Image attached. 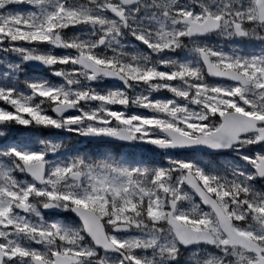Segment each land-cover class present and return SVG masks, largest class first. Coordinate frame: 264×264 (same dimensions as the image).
<instances>
[{
	"label": "snow or ice",
	"instance_id": "1",
	"mask_svg": "<svg viewBox=\"0 0 264 264\" xmlns=\"http://www.w3.org/2000/svg\"><path fill=\"white\" fill-rule=\"evenodd\" d=\"M0 54V137L69 134L0 146V264H264V0H0Z\"/></svg>",
	"mask_w": 264,
	"mask_h": 264
},
{
	"label": "rangeland",
	"instance_id": "2",
	"mask_svg": "<svg viewBox=\"0 0 264 264\" xmlns=\"http://www.w3.org/2000/svg\"><path fill=\"white\" fill-rule=\"evenodd\" d=\"M60 51V50H57ZM2 55V54H0ZM34 78V77H31ZM49 80H55L56 78L48 76L47 77ZM153 95H156L155 93ZM3 102H0V105H2ZM6 107V106H5ZM129 112H135V111H143L140 109H133V108H129L128 109ZM49 114L50 110H49ZM69 134L67 133H62V132H58L57 130H50V129H40L38 132L36 133H32L28 130H24V129H19L17 126V130H13L8 139L5 140V138L0 137V146H3L4 143L7 142H11V141H17L20 142L21 144H27L28 146H32V143H30V141H35V139L37 137L39 138H44V139H59L61 137H67ZM77 139L80 138H73L71 143L75 144L79 149L83 150V151H89V152H95L97 151V148L95 146L92 145H86V144H76ZM157 159H160L159 157H157Z\"/></svg>",
	"mask_w": 264,
	"mask_h": 264
},
{
	"label": "flooded vegetation",
	"instance_id": "3",
	"mask_svg": "<svg viewBox=\"0 0 264 264\" xmlns=\"http://www.w3.org/2000/svg\"><path fill=\"white\" fill-rule=\"evenodd\" d=\"M28 76H29V78H31L33 76L34 77L33 79H48L47 77L50 76V74L46 71L41 72V73H36V72L34 73V72L29 71Z\"/></svg>",
	"mask_w": 264,
	"mask_h": 264
},
{
	"label": "water",
	"instance_id": "4",
	"mask_svg": "<svg viewBox=\"0 0 264 264\" xmlns=\"http://www.w3.org/2000/svg\"><path fill=\"white\" fill-rule=\"evenodd\" d=\"M29 71H32V70H29ZM34 72H42V71H38V70H37V71H34ZM52 115H54V114H52Z\"/></svg>",
	"mask_w": 264,
	"mask_h": 264
}]
</instances>
